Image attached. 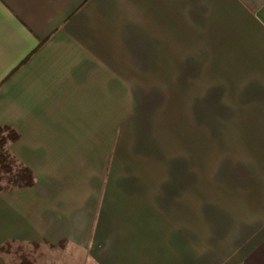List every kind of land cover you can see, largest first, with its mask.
Segmentation results:
<instances>
[{
  "label": "crops",
  "instance_id": "crops-1",
  "mask_svg": "<svg viewBox=\"0 0 264 264\" xmlns=\"http://www.w3.org/2000/svg\"><path fill=\"white\" fill-rule=\"evenodd\" d=\"M171 82L220 117V146L253 181L234 214L128 137L133 85ZM0 125L35 176L0 192V244L67 240L91 264H264V0H0Z\"/></svg>",
  "mask_w": 264,
  "mask_h": 264
},
{
  "label": "rangeland",
  "instance_id": "rangeland-1",
  "mask_svg": "<svg viewBox=\"0 0 264 264\" xmlns=\"http://www.w3.org/2000/svg\"><path fill=\"white\" fill-rule=\"evenodd\" d=\"M148 86L150 91H141L140 85L134 84L133 93L128 94V137L148 155L158 156V162L165 168L179 164L182 170H191L198 191L204 193L197 195L198 203L208 198L214 214H234L244 202L245 194L253 188V181L239 171L235 163L237 149L220 146L225 136L219 129L215 130L220 117L214 116L212 120L205 114L207 103L202 99H188L189 91L183 93L177 84L165 83L162 91L156 85ZM180 95L186 98L179 99ZM139 96L142 98H136ZM210 123L213 132L206 131V124L211 127ZM11 240L0 244L5 246L0 251L5 264H18L23 259H28L30 264H91L86 251L67 240L57 244L39 242L38 246L35 242Z\"/></svg>",
  "mask_w": 264,
  "mask_h": 264
},
{
  "label": "trees",
  "instance_id": "trees-1",
  "mask_svg": "<svg viewBox=\"0 0 264 264\" xmlns=\"http://www.w3.org/2000/svg\"><path fill=\"white\" fill-rule=\"evenodd\" d=\"M19 132L11 125H0V192L30 187L35 183L32 170L20 161L10 150L9 146L17 140ZM38 246V243L35 242ZM35 245V246H36ZM5 246L0 247L4 251ZM18 264H30L28 259Z\"/></svg>",
  "mask_w": 264,
  "mask_h": 264
}]
</instances>
